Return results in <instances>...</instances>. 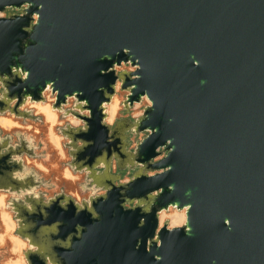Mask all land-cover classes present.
I'll list each match as a JSON object with an SVG mask.
<instances>
[{
	"label": "water",
	"instance_id": "1",
	"mask_svg": "<svg viewBox=\"0 0 264 264\" xmlns=\"http://www.w3.org/2000/svg\"><path fill=\"white\" fill-rule=\"evenodd\" d=\"M7 8L21 13L0 16V112L25 115L54 82V108L74 97L88 112L61 130L70 167L104 189L81 204L67 196L62 211L14 205L28 264H264V0H0ZM129 59L140 71L117 72ZM117 83L125 107L145 92L154 106L111 127ZM129 130L146 132L131 150ZM21 153L0 144V189L33 187L14 178ZM113 159L137 170L121 182ZM188 204L190 234L159 225L160 210Z\"/></svg>",
	"mask_w": 264,
	"mask_h": 264
},
{
	"label": "rangeland",
	"instance_id": "2",
	"mask_svg": "<svg viewBox=\"0 0 264 264\" xmlns=\"http://www.w3.org/2000/svg\"><path fill=\"white\" fill-rule=\"evenodd\" d=\"M6 16L5 13H2ZM134 67L128 64H123L116 67L119 71H130ZM0 88L3 90L2 85ZM119 88V89H117ZM2 94V93H1ZM127 91L122 90L119 83L116 85L114 96L120 100V107L116 114L105 123L112 126L116 120L127 119L134 121L143 112V108L148 104L145 100H141L139 104L129 107L123 105ZM55 95L49 90L45 93L44 102L46 103H30L27 99L19 108L18 111L26 113L25 115H15L9 110L0 112V144L6 141L12 147L18 144H27V150H22L16 159H20L23 164V169L15 173L21 178H29L38 182L35 186H26L17 192L0 189V211L7 214L8 220L13 229V234L26 243L22 252L28 248H32L27 239L17 234V219L16 211L14 210L13 198L25 197L28 195H38L44 198L50 197L55 193H63L74 199L76 203L81 204L83 201H88V198L94 195L104 193L103 188H95L87 173L82 170L80 173L74 172L70 167L72 157L70 155L72 141L62 134V129H67L68 126L80 127L83 125L81 119L74 118L72 111L82 114H88L87 111H80L77 108V101L74 97L67 99V102L61 106L60 110L53 108ZM13 106V102L10 107ZM53 112V114H51ZM146 135V132L134 133L128 131V146L127 149H133L136 144ZM79 144V142H77ZM99 170L101 167L98 168ZM123 171L117 172V162L111 161V172L120 174V181L128 180L137 167H125ZM2 193V194H1ZM173 209V208H172ZM175 210V208L173 209ZM167 214L171 211L167 210ZM167 219V218H166ZM164 220L163 223L170 221ZM162 223V224H163ZM0 224L2 218L0 215ZM160 225V224H159ZM161 226V225H160ZM0 233L2 227L0 226ZM19 236V237H18ZM22 238V239H21ZM6 247V248H5ZM12 257L7 246H0V264H5L9 257ZM25 258V257H24ZM26 262V260H25ZM25 264H28L27 262Z\"/></svg>",
	"mask_w": 264,
	"mask_h": 264
},
{
	"label": "bare ground",
	"instance_id": "3",
	"mask_svg": "<svg viewBox=\"0 0 264 264\" xmlns=\"http://www.w3.org/2000/svg\"><path fill=\"white\" fill-rule=\"evenodd\" d=\"M119 89V88H117ZM50 88H47L43 95L45 96V93L48 92ZM51 91V90H50ZM72 98V97H69ZM68 98V99H69ZM30 103L36 102V103H46L44 101H29ZM147 102V101H146ZM140 102H134L133 105L139 104ZM148 103V102H147ZM120 100L113 96L111 100L107 103H104V112L106 113V120L112 118L114 114L117 113L118 108L120 107ZM54 108V107H53ZM55 110H59L58 108H54ZM53 114V112H51ZM74 118L78 119L74 116ZM175 208V210L173 209ZM167 210L171 211L170 214H167ZM0 215L2 218V224L0 226L2 227V233H0V246H7L10 254H12V257L10 256L8 260L5 262V264H25V258L23 255V247L25 248L26 243L18 239L15 234H13V229L11 227V224L7 218V214L5 212L0 211ZM183 210L178 209L174 206H169L167 209H162L159 211L158 218H159V224L162 225L163 221L167 218L170 222L167 223V227H170V225L173 224H181L182 223V216H183ZM166 219V220H167ZM6 248V247H5Z\"/></svg>",
	"mask_w": 264,
	"mask_h": 264
},
{
	"label": "flooded vegetation",
	"instance_id": "4",
	"mask_svg": "<svg viewBox=\"0 0 264 264\" xmlns=\"http://www.w3.org/2000/svg\"><path fill=\"white\" fill-rule=\"evenodd\" d=\"M5 14H8V13H12V14H19L21 13V10H16V9H11V8H7L5 12H3ZM115 126V123L112 124L111 127H114ZM117 127V125H116ZM128 134V131H125V133L123 135H127ZM124 141H128V136H126L124 138ZM27 144L24 143V144H18L17 145V148H20L21 150H27ZM6 150H2V152H5ZM123 171L122 169H119V165L117 163V172H121ZM14 178L16 179H25V178H21L19 176H14ZM27 181L30 182V179L27 178ZM31 182L33 183V186L37 185L38 182L35 181V180H31ZM28 185V184H27ZM18 190H21V186L17 187ZM25 189V188H24ZM2 194V193H1ZM67 195L66 194H63V193H55L53 194L52 196L50 197H47V198H44L42 195L41 196H38V195H28V196H25V197H18V198H13V202L16 206V208L21 211V213L23 215L25 214H29V213H37V214H41L44 212V207L46 205L48 206H52L55 210L57 211H62V210H65L67 209L66 208V204H67ZM129 206V205H128ZM19 237V236H18ZM22 239V238H21ZM48 264H51L49 261H48Z\"/></svg>",
	"mask_w": 264,
	"mask_h": 264
},
{
	"label": "clouds",
	"instance_id": "5",
	"mask_svg": "<svg viewBox=\"0 0 264 264\" xmlns=\"http://www.w3.org/2000/svg\"><path fill=\"white\" fill-rule=\"evenodd\" d=\"M24 7H26V8H28V7H33V4L32 3H30V4H25L24 5ZM42 7H43V5H40V8L42 9ZM0 15H3L2 13H0ZM32 17H34L35 19H36V21L37 22H39V20H40V16H39V14L38 13H33V15H32ZM123 51H124V53L126 54V55H130V49H127V48H125V49H123ZM123 64H128V65H133V63H132V60L131 59H129L127 62H125V61H121L120 63H119V65H123ZM117 65H113V67H116ZM193 66L194 67H199L200 66V64H199V61H195V60H193ZM112 67V68H113ZM16 69H17V67H12V71H16ZM22 69V68H21ZM23 70V69H22ZM109 70H111V69H109ZM138 70V71H137ZM133 71L134 72H136V73H138L139 71H140V64H139V61L137 60V62H136V64L134 65V68H133ZM24 76H25V79H27V76H28V72L27 71H25L24 72ZM133 79L134 80H139L140 79V76L139 75H135L134 77H133ZM53 84H54V82H49V83H47L46 85H45V87L44 88H51L52 86H53ZM130 87H132L133 89H135V84H132ZM73 95H75V94H73ZM81 95H82V93H81ZM149 94L147 93V92H145L141 97H140V99L142 98L143 100H145V101H147L148 102V105H149V107L150 108H153V106H154V102H153V100L152 99H149ZM84 104H88V101H82ZM149 131H153V130H149ZM169 144L171 143V141H169L168 142ZM168 170H170V168L168 169ZM175 189H174V186L173 185H169L168 186V191L169 192H172V191H174ZM158 191L162 194L163 193V189H158ZM186 195H190V193H186ZM191 208H192V205L191 204H188V205H185L183 208H182V210H183V216H182V223L181 224H173V225H170V227H169V229L167 230L169 233H170V231H171V229L173 228V227H175V228H177V229H184L185 230V232H186V234H190V232H191V228L190 227H188V225H189V213H190V211H191ZM224 225L226 226V228H228L229 230H231V221L230 220H228V219H225L224 221ZM186 225V227H184ZM161 244H162V241L160 240V242H159V244L157 245V247H160L161 246ZM155 259L157 260V261H159L161 258L159 257V256H157V257H155ZM213 264H215V261H213Z\"/></svg>",
	"mask_w": 264,
	"mask_h": 264
},
{
	"label": "built area",
	"instance_id": "6",
	"mask_svg": "<svg viewBox=\"0 0 264 264\" xmlns=\"http://www.w3.org/2000/svg\"><path fill=\"white\" fill-rule=\"evenodd\" d=\"M1 87V86H0ZM1 93H2V89L0 88V96H1Z\"/></svg>",
	"mask_w": 264,
	"mask_h": 264
},
{
	"label": "crops",
	"instance_id": "7",
	"mask_svg": "<svg viewBox=\"0 0 264 264\" xmlns=\"http://www.w3.org/2000/svg\"><path fill=\"white\" fill-rule=\"evenodd\" d=\"M74 171V170H73ZM74 172H78V173H80V171H74Z\"/></svg>",
	"mask_w": 264,
	"mask_h": 264
}]
</instances>
